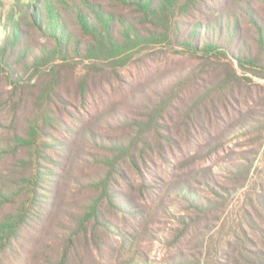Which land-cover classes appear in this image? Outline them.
Segmentation results:
<instances>
[{
    "label": "trees",
    "instance_id": "trees-1",
    "mask_svg": "<svg viewBox=\"0 0 264 264\" xmlns=\"http://www.w3.org/2000/svg\"><path fill=\"white\" fill-rule=\"evenodd\" d=\"M22 2L0 22V71L18 92L39 90L33 115L0 118V264H85L92 234L124 238L117 216L139 214L130 194L148 187L146 168L197 132L188 103L212 92L214 75L236 77L232 59L256 66L264 0ZM250 26L257 48L238 56ZM179 184L185 224L211 203ZM247 242L233 263L264 264V237Z\"/></svg>",
    "mask_w": 264,
    "mask_h": 264
},
{
    "label": "rangeland",
    "instance_id": "rangeland-1",
    "mask_svg": "<svg viewBox=\"0 0 264 264\" xmlns=\"http://www.w3.org/2000/svg\"><path fill=\"white\" fill-rule=\"evenodd\" d=\"M21 3L0 0V22L6 23L12 10L25 9ZM261 13L264 15V11ZM251 31L252 26L248 34L235 35L237 45L243 48L240 52L238 46L234 47L238 56H247L257 48ZM15 56L12 54L11 61L25 63ZM253 57L256 66L241 67L232 59L237 78L226 73L214 75L212 92H202L188 103L197 132L176 138L180 142L177 154L166 160L156 159L146 168L151 179L148 187L130 194L139 214L136 218L117 216L124 238L118 239L106 230L92 234L95 240L85 243V264H234L235 259L245 260L247 241L262 246L264 54ZM21 71L23 78L31 76ZM6 74L0 71V118L10 120L13 112H18L19 119L33 115L34 110L28 108L39 89L25 86L20 90L23 100H18L20 92ZM71 147L73 152L80 151L79 140ZM186 180L199 197L211 203L185 220L188 225L179 222L193 212L178 194L179 183Z\"/></svg>",
    "mask_w": 264,
    "mask_h": 264
}]
</instances>
